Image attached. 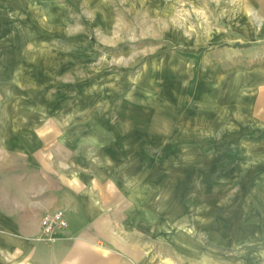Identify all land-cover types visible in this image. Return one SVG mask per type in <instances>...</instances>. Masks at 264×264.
<instances>
[{
	"label": "crops",
	"instance_id": "crops-1",
	"mask_svg": "<svg viewBox=\"0 0 264 264\" xmlns=\"http://www.w3.org/2000/svg\"><path fill=\"white\" fill-rule=\"evenodd\" d=\"M21 35L0 29V264L174 260L189 251L185 230L212 227L210 162L230 158L234 181L264 186V70L223 78L207 68L206 79L176 83L167 110L146 108L139 92H105L101 104L64 46ZM208 144L222 146L210 156ZM55 210L69 239L38 241L40 216ZM244 211L257 240L264 201Z\"/></svg>",
	"mask_w": 264,
	"mask_h": 264
},
{
	"label": "rangeland",
	"instance_id": "rangeland-1",
	"mask_svg": "<svg viewBox=\"0 0 264 264\" xmlns=\"http://www.w3.org/2000/svg\"><path fill=\"white\" fill-rule=\"evenodd\" d=\"M0 29L64 46L67 58L81 63V78L96 80L101 104L105 92H139L146 108L167 110L176 83L206 79L207 68L208 77L223 78L264 70V0H0ZM205 83L208 92L215 86ZM208 146L211 156L222 144ZM231 163L221 157L207 166L212 227L185 230L186 256L156 264H264V230L249 239L244 211L249 199L264 201V186L255 178L234 181Z\"/></svg>",
	"mask_w": 264,
	"mask_h": 264
},
{
	"label": "built area",
	"instance_id": "built-area-1",
	"mask_svg": "<svg viewBox=\"0 0 264 264\" xmlns=\"http://www.w3.org/2000/svg\"><path fill=\"white\" fill-rule=\"evenodd\" d=\"M63 239H69L66 213L63 210H55L41 215L37 240L53 243Z\"/></svg>",
	"mask_w": 264,
	"mask_h": 264
}]
</instances>
